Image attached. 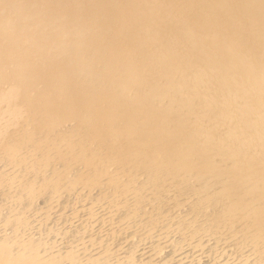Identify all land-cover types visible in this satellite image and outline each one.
Instances as JSON below:
<instances>
[{
  "label": "bare ground",
  "instance_id": "1",
  "mask_svg": "<svg viewBox=\"0 0 264 264\" xmlns=\"http://www.w3.org/2000/svg\"><path fill=\"white\" fill-rule=\"evenodd\" d=\"M55 1L0 0V264H264V0Z\"/></svg>",
  "mask_w": 264,
  "mask_h": 264
},
{
  "label": "water",
  "instance_id": "2",
  "mask_svg": "<svg viewBox=\"0 0 264 264\" xmlns=\"http://www.w3.org/2000/svg\"><path fill=\"white\" fill-rule=\"evenodd\" d=\"M47 1H50L49 3H51V2H53L54 0H47ZM67 0H62V2H60V3H62V4H60L59 2L58 3H56L57 1H55V4H53V6H51V9L49 10V11H47L48 13H47V15L50 17V16H52V17H50V18H55L57 15V13H58V10H61L62 8H63V6L64 7H66V6H68L66 3H72V5H74V1H77V0H69V2H66ZM28 3V2H27ZM42 3V5L44 4V6H46L47 5V3H43V2H41ZM29 4V3H28ZM94 5H95V3H93ZM24 5H26V4H24ZM92 5V4H91ZM41 6V5H40ZM93 7V6H92ZM86 8V10H88V12H89V10L90 9H88L87 7H85ZM45 9H47V8H45ZM68 11L66 12V15L67 16H69L70 17V13L71 12H73V7H69L68 6ZM91 10H93V8H91ZM92 12H90L89 14H87L86 12H84V16L80 19L81 20V22H83V20L84 19H89V17L88 16H90V14H91ZM70 20H73V22L76 20V17H72V18H69V20L67 21V23H69L70 22ZM109 30V29H108ZM106 41V40H105ZM107 42V41H106Z\"/></svg>",
  "mask_w": 264,
  "mask_h": 264
},
{
  "label": "rangeland",
  "instance_id": "3",
  "mask_svg": "<svg viewBox=\"0 0 264 264\" xmlns=\"http://www.w3.org/2000/svg\"><path fill=\"white\" fill-rule=\"evenodd\" d=\"M185 260H186V259H185ZM185 260H184V261H185Z\"/></svg>",
  "mask_w": 264,
  "mask_h": 264
}]
</instances>
